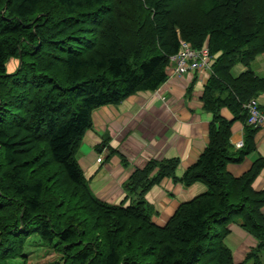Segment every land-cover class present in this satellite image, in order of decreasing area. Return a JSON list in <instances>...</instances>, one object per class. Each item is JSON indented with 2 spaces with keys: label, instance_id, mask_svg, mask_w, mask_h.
<instances>
[{
  "label": "trees",
  "instance_id": "obj_1",
  "mask_svg": "<svg viewBox=\"0 0 264 264\" xmlns=\"http://www.w3.org/2000/svg\"><path fill=\"white\" fill-rule=\"evenodd\" d=\"M183 42L207 43L215 58L200 98L213 115L209 143L182 176L177 157L136 167L126 188L137 202L110 204L79 163L93 112L157 90ZM262 53L264 0H0V264H27L32 239L60 254L56 264H264V189L253 188L264 158L239 177L227 169L257 149L249 116L255 104L264 113V76L249 65ZM10 58L20 61L13 72ZM238 64L249 68L235 75ZM99 148L119 152L110 138ZM165 178L207 190L162 226L145 198ZM67 197L81 204L65 210ZM233 225L257 242L242 261L225 242Z\"/></svg>",
  "mask_w": 264,
  "mask_h": 264
},
{
  "label": "crops",
  "instance_id": "obj_2",
  "mask_svg": "<svg viewBox=\"0 0 264 264\" xmlns=\"http://www.w3.org/2000/svg\"><path fill=\"white\" fill-rule=\"evenodd\" d=\"M249 67L264 76V53L258 55ZM249 67L238 64L234 66L233 73L238 75ZM168 73V80L157 90L139 92L118 105H104L93 112V126L86 132L80 146L79 163L93 193L110 204L127 206L137 202V195L126 188L136 167L152 158L177 157L180 160L177 175L182 176L209 143L213 115L203 107L200 98L211 70L203 68L176 74L170 68ZM192 84L194 86L190 91ZM258 103L264 107V92L258 96ZM222 113L228 119L234 118L228 109H223ZM232 132V144L236 149L240 148L238 144L244 143V124L235 121ZM107 138L119 151L110 158L107 149L99 148L105 145ZM256 144L257 149L241 163L227 165L231 174L239 177L249 171L257 159L264 158V126L259 128ZM121 154L127 158V165L122 162ZM99 158L102 160L99 161ZM253 188L256 191L264 189V169L254 181ZM206 190L201 182L186 187L165 178L147 193L145 199L153 206V221L163 226L181 203ZM239 227H235L237 233L243 231L247 234Z\"/></svg>",
  "mask_w": 264,
  "mask_h": 264
},
{
  "label": "rangeland",
  "instance_id": "obj_3",
  "mask_svg": "<svg viewBox=\"0 0 264 264\" xmlns=\"http://www.w3.org/2000/svg\"><path fill=\"white\" fill-rule=\"evenodd\" d=\"M193 9L197 15V19L200 22L201 27H203L205 16L201 13L200 8L197 4H193ZM19 63L20 61L17 60L16 58H10L7 61V70L9 72L15 71ZM67 198L68 200L66 202V207L64 208L65 210L69 205V199L72 200L76 206L81 204V202L78 200V197H67ZM235 227H239V226L233 225L231 227L232 234L228 235L229 238L226 239L225 242L228 246H230L233 249L236 260L238 261L243 259V257L247 253L246 249L247 248L250 249L252 248V246H256L257 242L254 241L255 238L252 235H250L248 232H246L247 234H243V231L237 233ZM32 238L37 239V236H33ZM48 248L49 246L46 243H42V242L38 243V241L34 243L33 239L28 241L25 249V252L29 254L27 258V264H56L55 262L59 260L61 256L58 252L49 251ZM20 260H23V258H20Z\"/></svg>",
  "mask_w": 264,
  "mask_h": 264
},
{
  "label": "built area",
  "instance_id": "obj_4",
  "mask_svg": "<svg viewBox=\"0 0 264 264\" xmlns=\"http://www.w3.org/2000/svg\"><path fill=\"white\" fill-rule=\"evenodd\" d=\"M171 60L172 63L177 65L176 70L180 73L185 72L189 68H210L213 63L207 46L194 50L188 43H183L181 50ZM249 122L255 126L264 125V114L259 111L256 104L251 109ZM238 145L241 146L242 143Z\"/></svg>",
  "mask_w": 264,
  "mask_h": 264
}]
</instances>
